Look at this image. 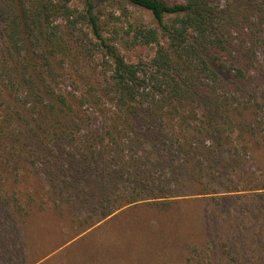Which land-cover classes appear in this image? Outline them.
Wrapping results in <instances>:
<instances>
[{
	"label": "trees",
	"instance_id": "trees-1",
	"mask_svg": "<svg viewBox=\"0 0 264 264\" xmlns=\"http://www.w3.org/2000/svg\"><path fill=\"white\" fill-rule=\"evenodd\" d=\"M75 47L103 77L61 84ZM263 52L264 0H0L3 172L32 164L45 183L4 175L0 199L78 234L127 207L62 264H264Z\"/></svg>",
	"mask_w": 264,
	"mask_h": 264
},
{
	"label": "rangeland",
	"instance_id": "rangeland-1",
	"mask_svg": "<svg viewBox=\"0 0 264 264\" xmlns=\"http://www.w3.org/2000/svg\"><path fill=\"white\" fill-rule=\"evenodd\" d=\"M74 3L78 4L79 0H74ZM130 8L136 15H143L146 19L149 18V14L144 10L134 6H130ZM58 23L63 24V27H65L59 19ZM39 32V29L34 28L32 39L34 42L42 44L37 37L40 34ZM39 44L37 48H40ZM136 51L140 55H150L153 49L147 46ZM133 58L136 60L135 57ZM101 62L100 55L97 53L87 54L86 51H82L81 47H75L70 54L59 55L58 57L57 63L61 72L59 80L62 85H68L73 80V73H85L86 71L94 73L96 77H103ZM259 67L257 72L260 74L258 75L260 86L256 87L255 91L260 96H264V76L261 75L264 74V52L260 56ZM2 163L3 161L0 159V178L8 175L13 181L11 185L6 186L8 189H22L26 190L25 192L36 193L37 190L41 191L44 187V175L41 170L32 166V164L22 170L20 169L21 173L17 174L16 170L11 171L7 167H5L7 171L3 172L4 165ZM189 190V188L186 189V191ZM1 194L3 193L0 191ZM36 198L41 197L37 195ZM47 208L44 212L32 211L24 219L13 216L11 214L12 207L9 203L4 199H0V264H62L66 262L67 256H73L71 262L76 263V256L86 255L88 253L87 248H90L91 244H95V246L97 244H107L108 240L105 241V238L111 236L115 224L120 223L117 220L118 218L114 220V217L127 207H123V209L116 211L79 234L71 227L68 213L64 217H59L57 213L51 210L50 206H47ZM47 211L49 213H45ZM93 216L98 218L100 215L94 213ZM109 220H112L108 224L109 230L100 228L103 223Z\"/></svg>",
	"mask_w": 264,
	"mask_h": 264
}]
</instances>
